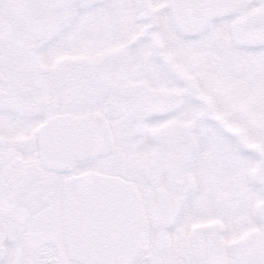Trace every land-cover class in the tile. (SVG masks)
<instances>
[{"label":"snow or ice","instance_id":"6c2138e0","mask_svg":"<svg viewBox=\"0 0 264 264\" xmlns=\"http://www.w3.org/2000/svg\"><path fill=\"white\" fill-rule=\"evenodd\" d=\"M0 264H264V0H0Z\"/></svg>","mask_w":264,"mask_h":264}]
</instances>
